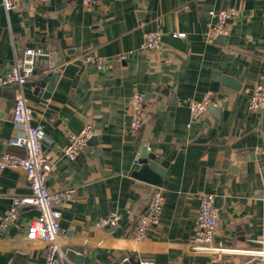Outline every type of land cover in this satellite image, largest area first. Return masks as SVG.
<instances>
[{"label": "crops", "instance_id": "1", "mask_svg": "<svg viewBox=\"0 0 264 264\" xmlns=\"http://www.w3.org/2000/svg\"><path fill=\"white\" fill-rule=\"evenodd\" d=\"M233 8L227 33L211 44L210 11ZM157 31L162 45L141 50L145 32ZM184 33V39L172 34ZM52 52L61 67L36 62L23 87L32 124L44 131L43 154L52 165L49 191L73 190L59 207L60 245L65 264H247L240 254L191 251L198 198L213 196L216 235L211 248L264 250V149L262 117L249 110L253 88L264 83V0H99L91 10L81 0H20L5 12L0 0V154H22L8 144L15 90L1 79L24 49ZM104 57L98 70L84 56ZM58 74L57 77L54 74ZM228 76L238 90L225 86ZM46 82L39 84L43 79ZM49 94L44 97L47 87ZM144 95L139 135L129 131V103ZM212 92L215 105L190 120L189 103ZM188 124H190L188 126ZM90 125L93 135L75 159L62 154L67 135ZM167 161L145 179L141 149ZM155 189L164 197L158 225L143 240L133 228ZM31 190L19 170L0 172V225L12 198ZM115 212L113 229L95 223ZM38 214L22 206L16 221L0 228V264H43L46 244L26 239ZM81 260L77 262V257Z\"/></svg>", "mask_w": 264, "mask_h": 264}, {"label": "built area", "instance_id": "2", "mask_svg": "<svg viewBox=\"0 0 264 264\" xmlns=\"http://www.w3.org/2000/svg\"><path fill=\"white\" fill-rule=\"evenodd\" d=\"M20 0H1L5 12L15 8ZM82 5L91 10L99 0H81ZM215 23L208 29L205 41L209 44L215 39L227 33V23L235 18L236 12L233 8L219 11H210ZM173 39H184V33L172 34ZM162 34L157 31L145 32L140 44L141 50H154L162 45ZM40 59L47 61L52 72L60 69V65L53 62V54L42 48L24 49L20 57L14 61L1 79L2 86H10L15 90L14 106L12 111V123L18 131L8 140V144L22 150V154L2 152L0 154V172L4 170H19L27 180L31 195L29 197L12 198L9 211L3 216L0 228L7 229L18 216L22 206L31 205L36 208L38 214L26 228V239L34 241L41 240L46 244L43 264H65L66 258L61 249V229L59 224V207L70 200L73 194L71 189L49 191L46 182L52 170V165L42 150L44 137L43 127L33 125V114L24 96L23 87L33 76L36 62ZM84 64L94 66L98 70L105 68L107 59L96 57L92 54L84 56ZM216 98L212 92L206 93L200 100L189 103L190 120H198L205 114L208 108L215 105ZM145 101L141 92H134L129 103V131L137 134L145 119ZM249 110L260 117L264 116V83L257 84L251 91L249 97ZM190 124H188L189 126ZM93 135L90 125H85L78 133L67 135L66 146L62 154L69 160H75L86 148L89 139ZM163 193L161 189H155L149 199L146 209L137 218L133 228V236L136 240L147 237L148 231L158 225L163 208ZM121 216L112 212L95 223L96 229H113L120 222ZM217 209L213 203V196L202 194L198 198V213L195 219L194 233L191 240V251L199 254H240L249 257L247 264H264V250H226L222 248H211L216 235ZM127 261L124 258L118 264ZM141 264H154L153 262H141Z\"/></svg>", "mask_w": 264, "mask_h": 264}, {"label": "water", "instance_id": "3", "mask_svg": "<svg viewBox=\"0 0 264 264\" xmlns=\"http://www.w3.org/2000/svg\"><path fill=\"white\" fill-rule=\"evenodd\" d=\"M57 73L54 74V76L57 77ZM46 79H43L42 82L39 84V86L42 87V85L46 82ZM224 84L225 86L231 87L233 90H238L239 89V85L236 84V82L233 79H230L228 76H225L223 78ZM50 90V86L47 87V91L46 93H44V97L48 96V92ZM262 130H264V118H262ZM142 131V125L139 129V135ZM147 148L143 147L141 149V159L142 165L140 166V170H141V174L142 176L149 180V181H156L153 179L152 176V172H156V174H160L162 172V167H165L167 164V161H162L159 157H156L153 154H147L146 152ZM258 160H259V166L262 168V171H264V149H262V154L258 156ZM264 196V193L260 192V197ZM81 260V257L78 256L77 257V262H79Z\"/></svg>", "mask_w": 264, "mask_h": 264}, {"label": "rangeland", "instance_id": "4", "mask_svg": "<svg viewBox=\"0 0 264 264\" xmlns=\"http://www.w3.org/2000/svg\"><path fill=\"white\" fill-rule=\"evenodd\" d=\"M262 118H264V117H262Z\"/></svg>", "mask_w": 264, "mask_h": 264}]
</instances>
